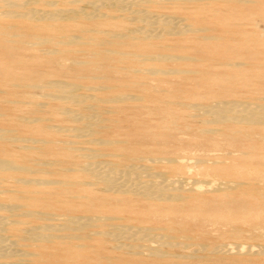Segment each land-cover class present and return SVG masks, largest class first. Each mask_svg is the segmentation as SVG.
Wrapping results in <instances>:
<instances>
[{"label":"bare ground","instance_id":"bare-ground-1","mask_svg":"<svg viewBox=\"0 0 264 264\" xmlns=\"http://www.w3.org/2000/svg\"><path fill=\"white\" fill-rule=\"evenodd\" d=\"M135 1L136 0H0V42H2L0 43V56L2 57L6 56L9 59L7 61V66L5 67V69H3L5 74L9 78L15 80L14 84L16 86L26 85L29 87L37 88L39 91H43L49 97L51 96V98H54V100L58 99L62 101V103L64 104H79V103L87 102L86 100H88V98L89 99L91 98L92 99V101L90 100L91 105H92L91 107H93V105L100 106L101 104L107 106L106 116L102 118H96L95 116L91 115L92 113L90 115L83 116L85 118L83 124L79 126H73L72 128H70L69 132L72 134V137H76V138L78 137V140L80 139L79 137H85L88 141H91L94 145H97L100 147L102 145L108 146L109 150H107V154L105 155L110 158V159H106L105 162L101 164V162L99 163L95 160L96 154L94 153L95 155L93 154L90 157V160H88L86 163L84 162L83 166L80 165L82 167L80 168L79 171L93 178L94 181H96L97 183H100L103 189V194L101 195L100 194L92 195V194L87 193L82 188H80L78 183L74 182L73 179L69 178L70 176L67 178L63 177L59 179L47 178L45 174H41V176H39L40 174L38 173H47V171L50 170L48 167H46L45 162H40V164L38 163L39 164L38 167L31 168V167H26L20 163H15L14 161H10L5 158H0V181L5 177L12 178L13 182H15V184L18 186L17 189L21 191L19 193L17 192V189L15 191H11L9 195L7 196V199L0 200V211H4V213H0V264H62L63 256L61 257L60 255L54 254L53 251L47 250L48 247L52 249L54 247H61V248L66 249V251L67 250L75 251L76 253L84 252V251L85 252L92 251V248L86 242V239L87 238L97 239L101 236H104V237L107 236L108 239L112 242L111 246L115 250L124 249L132 254H138V255L144 252L143 254L146 253L148 256H150L154 260L165 259V258H168L170 254L169 252L166 251L165 249L166 247L180 246L184 248L187 246H191L193 244H197V246L203 247V245H201L199 242H196L192 239L191 229L189 228H176L172 224H168L165 222L164 224H156L158 223V220L152 221L153 224H156L153 226L151 224L149 226H143V227L134 226L133 227L132 225H129L124 222H116V221L114 222L111 220V219H120V217L118 216L114 217V216L104 215L101 212H94V213L92 212L91 214V213H87L86 211H90V209L93 208L96 204L122 203L124 205V204L131 202L130 201L132 198L131 196L139 197L144 202L145 200L148 202L150 201L149 203L150 204L154 203V206H155L159 204L160 202L192 203L191 201H194V200L210 202L212 201L211 195L214 193H222L224 196L227 197L228 195V197H230L229 193L233 191L246 192V191H251L252 189H256L261 185H263L264 187V183H263L264 181L258 182L252 179H249L248 182H246L245 179L239 180L240 178L238 180H224V181L202 180V179L184 181L181 178H177L175 176L170 177L169 174L171 173V171L168 170V166L171 164H175L176 157H177V156L175 157L172 155L174 154L173 152L172 154H170L169 152L170 155L166 154L163 156H152L151 154V156L147 157L146 159L147 162H144V163H139L141 162L142 160L141 158L143 156L141 157L139 155L141 152L136 151V150H133L134 153L139 152V154L138 153L133 154V151H132V154L128 156L127 160L114 159V157L120 156L122 158L123 156H125L124 153L127 151L128 149L127 145L130 142L135 141V143H137L147 136V134L150 132L149 121L151 119V116H150L151 113L158 115L162 127L166 126L169 128H173V127L176 128L178 124H181L182 127L188 128L187 125L184 124L185 122L184 123L179 122L181 117L179 118L177 116V114L171 108V106H163V104L159 105L155 103L154 105L151 104L152 106L148 107L146 111L145 109H143V107H145V102L148 103L149 101H152V100L159 101V97H162L160 95L164 92H172V93H175L176 95H180L182 93L190 92L191 88L192 90H195V88H197L198 86L200 87L201 85V83L193 84L192 87L184 90V84L182 82L177 83V82H173L168 79H165L166 75H171V76H176V77L182 75V73H184L187 70H185L184 67H181V66H184L183 64L189 61H193V60H190L192 58L186 52V49H185L186 47L183 44L181 35L187 33L188 31H193V28L197 30L198 28H196L195 25H190V22L192 23L193 18H191V20L187 22L185 20V17H182L181 15H177V13L181 9H183L185 5L184 2L190 1V0H137L136 2ZM195 1H204V4L211 5L210 2L212 0H195ZM238 1H244L245 3L248 0H238ZM82 2L83 3L87 2L89 4V7H88L89 9L84 10L83 5H81ZM60 3H62V5H60ZM56 4H58V7H55V6L51 7ZM144 4H146V7L143 6ZM104 5L114 6L116 11L117 10L122 11L121 15L126 17L128 20L137 19V21L141 22L143 25L141 26L138 25V28L135 27V29L133 28V30L129 29L127 33L121 32V31L120 32H108V31L102 32L103 30L97 28V30L95 31V33H97L96 36H92L93 34L90 35L87 33H82L78 35V34H70L66 32L68 31L67 30L68 27H73L69 25L77 21L79 18L91 19L93 17L94 18L102 17L104 14H106V12H103L101 9ZM148 8L151 9L152 11H150ZM154 9H158V10H154ZM167 9H169L170 12L166 11ZM108 15L109 14H107V16ZM225 16L227 15H224V17ZM228 17L230 16H227L226 19ZM250 17H253V16H250ZM186 18H188V15H186ZM33 21H46L48 25L50 26V28L54 30H63V32L61 33L57 31L60 34L59 35L56 34L55 36L41 35L35 32L34 29L29 30L28 32H25L23 29L26 26H23V25L28 24ZM229 32H231L230 34L234 33L233 31H229ZM5 35H8L10 37V39L8 38L10 41H7L8 39L5 38ZM242 35L244 36V34ZM161 36H165L167 38L165 40H161L163 39L161 38ZM203 37L208 38L207 35H203ZM228 37L232 40H235V39L238 40L240 38V37L234 38L230 36ZM170 40H172V42H168ZM247 40H248L247 37L240 38L241 42L247 41ZM193 42H196V41H193ZM237 43H240V42H236V44ZM26 44H30L36 47L39 45L43 46L42 50L44 51L43 52L44 55H25V49H26L25 45ZM233 44L235 45L234 41H233ZM261 45H260V42L256 43V48L259 50ZM102 46H105V47H102ZM244 49H247V48H244ZM204 56H206L207 58H211V60H218L221 62L222 65L227 66V63L224 62L227 56H225V54L222 52L208 50V51H205V54L203 53L201 55V57H204ZM26 57L33 60V63L35 62V64L37 62L36 65L45 66L47 69L41 70L36 66L30 65V69L28 70V73L26 72L28 75V80H25L26 82H22L21 79L23 78V76L18 75L17 74L18 72L16 73L15 67L17 65H22L23 67H25L24 61L25 59H27ZM163 64H167L168 67L166 68L162 66ZM228 69L229 67L227 68V70ZM242 69H245V68H242ZM60 71L70 75L72 81L66 82V81H62L59 79L52 78L51 80H48V78H45V75H51L50 73H57ZM194 71L197 74H206V76L202 77V82L207 83V86H208L209 80L211 79L210 77L211 72L208 70L205 71V69H201V68L195 69ZM129 72L138 74L139 77L135 78L134 77L135 74H128ZM236 73H238V71ZM227 76L228 75H226V77ZM229 76L238 79L237 75H229ZM142 77H146L150 79L151 81H155V82L154 83L141 82ZM181 77L182 76H180L179 78ZM81 81H85V82L98 81L100 83L98 84V87H94V86L85 87L84 86L86 88L85 90H92L93 92H97L104 88H108L111 92L105 97H94L93 96L94 94H85L79 91L81 87L78 88L79 85L81 84ZM7 82L8 81H6V83ZM240 84L241 83H239V85ZM217 85H220V87L223 89L222 95L223 93H227L228 91L230 92V88L227 87L228 85H226L225 87L224 86L225 84L223 85L222 82L218 83ZM119 88H123L126 90L128 89L129 91H133L132 88H138L140 89L139 92L141 93L138 95L137 94H131V95L123 94L122 95L119 93H115L116 92L115 90ZM203 88L205 87H202L200 89H203ZM39 94H43V93L40 92ZM212 94H215V93H212ZM46 95L45 97H47ZM225 96L230 97L231 95L230 96L224 95V97ZM242 96H239V97H242ZM205 97H203L204 100H206ZM161 100L163 101V97ZM123 101L127 103L129 102L132 103L133 107H135L137 110L139 109L141 110V112H146V113L141 118H133V119L128 117V115L126 116L124 112L120 115L119 113L121 111L120 112L118 111L120 108L119 103ZM195 105L191 104L190 107L194 106L195 109L197 108V110L200 112V114L203 117L202 118L203 125L199 129L200 130L199 132L202 135H204L203 137H211L213 135H220L229 141H245L246 143H249V144H252L254 142L264 141V98H256L255 101H251V102L241 101L238 99H235V100H225L224 99V100L214 102V104L211 103L210 105H200V106H197V105L195 106ZM162 107H165V108H162ZM62 112H64L68 117H70L72 121L79 122L80 120L84 119L81 115L82 113L79 114L74 109H69L68 107L62 108ZM103 112L105 113V111ZM108 112L112 114L114 113V115L115 114H118V115H115V116L113 115L112 117L108 114ZM3 113L5 114V112ZM163 115H165L167 119H165V117L163 118ZM35 118L37 119L38 117H35ZM39 118H38V121L40 120ZM184 119H186V117ZM30 120L32 121V119H29V121ZM45 120H47V118ZM122 121H128L129 124H131L130 128L127 130V135H126L125 140L116 141V142H114L113 140L112 143H110L109 138L107 139V137L99 135L100 131L114 132L118 130L121 124L123 123ZM56 128L58 130V126H56ZM59 128H63V127H59ZM33 130L34 132L37 131L38 133H41V134H44L43 132H46L45 127L41 126L40 124L33 126ZM177 130L178 129H175V131ZM5 131L0 130V137H5L9 139V137H7L8 133H6ZM192 135H193V132H192ZM224 138L223 140H225ZM17 139L19 138L17 137ZM198 139H201V138H198ZM14 140H16V138ZM35 140L37 141V139ZM184 140H182L181 142H183ZM201 140H203V138ZM70 142L71 141H69V144ZM212 143L215 144V142H212ZM229 144L230 143H228V145ZM55 145L56 144H54V146ZM159 146H162V145H159ZM39 148H44V147L41 146ZM80 150L82 149L80 148ZM54 152L49 147V148H45V150L38 151L37 154L39 155L38 156L34 155V156L38 158L40 156L41 158L48 154L53 155ZM223 153H226V152H223ZM227 153H231V152H227ZM175 155H177V153ZM24 158H27V156ZM49 161L56 162V163L66 162L64 158H56V159L52 158ZM162 166H164L165 169H167V171L164 170L165 172H163L160 169ZM64 167H65V170H68V171L75 169L72 166V164H69V166H64ZM61 169H64V168H61ZM64 189H65L64 192H66V194H68V196L71 197V199L74 201L71 202L70 200L68 204L66 202L65 205L62 204L61 207H58L54 200H57L55 198H58L62 194ZM74 198H78V200H75ZM142 200L140 202H142ZM249 203L250 202L248 201L232 199L229 205L231 208L241 209V207L242 208L247 207ZM202 204L204 203L202 202ZM149 206H152V205H149ZM223 207H226V206L223 205ZM57 208H60V212L55 211ZM207 208L216 209V206L213 204H209ZM59 214H62V217L58 216ZM23 217L25 218V221L22 222L21 218ZM32 221L34 223H31ZM121 221H122V218H121ZM19 223L26 224V226L23 227L21 231H20L21 227L20 225H18ZM257 231L259 230L257 229ZM177 232L179 233V237H181V239L179 238V240H174L175 234H177ZM231 232L234 234L236 233L237 235L238 230H232ZM259 232H261L262 234V230H260ZM241 233H244V232L241 231ZM247 235H248V232H247ZM227 244L228 243H226L225 245ZM216 251H220L224 253H236L239 255H243V254L264 255V246H258L256 248H250L248 246V247L242 248L239 245H234L232 247L224 248L223 250L222 248H219V249H216ZM170 255L173 256V253ZM72 256H71V260H74ZM174 256H176V253L174 254ZM101 259L102 261L98 260L97 255H96L93 261L94 262L97 261L96 264L99 262H101L100 264H102V262H105V259L103 258ZM64 261H67V260H64ZM145 262L146 261H136L133 264H144ZM78 264H86V263L80 261Z\"/></svg>","mask_w":264,"mask_h":264},{"label":"rangeland","instance_id":"rangeland-1","mask_svg":"<svg viewBox=\"0 0 264 264\" xmlns=\"http://www.w3.org/2000/svg\"><path fill=\"white\" fill-rule=\"evenodd\" d=\"M210 3H211V5H209V4L206 5V4H204V1H195V0L185 1L184 2L185 5H184L183 9H181L177 13V15H181L182 17H185V20L187 22L190 21L191 18H193V20H192L193 24L190 22V25H195L196 28H198V30L193 28V31H188L187 33L181 35L182 40H183V44L186 47L185 48L186 52L191 56L192 59H190V60H193V61H189V62L183 64L184 66H181V67H184L185 70H187L184 73H182V75H180V76H182L181 78H179L180 76H178V77L171 76V75L165 76V79H168L170 81L177 82V83L182 82L184 84V90L189 89L190 87H192L193 84H200L201 83L200 87L198 86L197 88H195V90H192V88H191L190 92L182 93L180 95H176L175 93H172V92H164L160 95L163 97V101L161 100L162 97H159V101L152 100V101H149L148 103L145 102V107H143V109H145V111H146L148 107L154 105L155 103H157L159 105L163 104V106H171V108L175 111L177 116L179 118L181 117L179 122L180 123L185 122L184 124H186L188 128L182 127L181 124H178L176 126V128H174V127L169 128L166 126L162 127L158 115L151 113L150 116H151L152 120L150 119V121H149L150 132L147 134V136L137 143H135V141L130 142L127 145L128 149L126 147L127 151L124 153L125 156H123L122 158L120 156L114 157V159H116V160H119V159L127 160L128 156L130 154H132V151L136 150V151H139L141 153L140 154H139V152H135V153H138L141 157L143 156L141 158L142 159L141 162H139V163H144V162H147L146 159H147V157L151 156V154H152V156H163V155L169 154V152H170V154H172V152H173L174 154H172V155L175 157L177 156V157H176V163L168 166V170L171 171V173L169 174L170 177L175 176L177 178H181L184 181L201 180V179L202 180L224 181V180H238L240 178L239 180L245 179L246 182H248L249 179H252V180L258 181V182H261V181L263 182L264 181V141H262V142L259 141V142H254L252 144H249V143H246L245 141H229L220 135H213L211 137H203L204 135H202L199 132L200 131L199 129L203 125V122H202L203 117L200 114V112L197 110V108L195 109L194 106H193L194 108L190 107V105L191 104L192 105L196 104L197 106L210 105L211 103L214 104V102L224 100V99L225 100L238 99L241 101L251 102V101H255L256 98H264V94H263L264 92H262V91H264V79H263L264 78V73H263L264 72V62H263L264 61L263 60L264 59V26H263L264 25V12H263L264 0H248L245 3H244V1H238V0H214V1L212 0ZM146 4H144L143 6L146 7ZM259 4H261V5H259ZM60 5H62V3H60ZM81 5H83L84 10L89 9L88 8L89 4L87 2H84V3L82 2ZM256 5H257V7H256ZM54 6L58 7V4L53 5L51 7H54ZM104 6L101 9L103 12H106V14H104L105 16L103 15L102 17H99V18L93 17L91 19L79 18L77 21H75L69 25V26H73V27H68L67 28L68 31H66V32L70 33V34H78V35H80L82 33H87L90 35L93 34L92 36H96L97 33H95V31L97 30V28L103 30L102 32H106V31H108V32H120L121 31V32L127 33L129 31V29L133 30V28L135 29V27L138 28V25L139 26L143 25L141 22L137 21V19L128 20L126 17L121 15L122 11H118V10L116 11L114 6H110V5H108L109 7L107 5L105 7ZM133 7H134V5H133ZM149 10L152 11L151 9H149ZM154 10H158V9H154ZM166 11L170 12L169 9H167ZM226 12H227V14H226ZM239 13H240V15H239ZM107 14H109V15L107 16ZM223 14L230 16L231 19H230V17H228L226 19L227 16L224 17ZM186 15H188V18H186ZM260 15H262V16H260ZM241 16L244 18H242ZM250 16H253V17H250ZM236 19L238 20V22ZM202 20H203V22H202ZM216 21H218V22H216ZM207 22H208V24H207ZM23 26H26L23 29L25 32H28L29 30L34 29V31L37 32L38 34L46 35V36L47 35L55 36L56 34H58V35L60 34L58 32H61V33L63 32V30H54V29L50 28V26L48 25V23L46 21H33V22L28 23V24H24ZM113 29H114V31H113ZM199 29H201V30H199ZM53 30H54V32H53ZM87 30H89V31H87ZM229 31H233L234 33L230 34L231 32H229ZM242 34H244V36ZM203 35H207L208 38H204ZM228 36L234 37V38L247 37L248 40L241 42L240 38L238 40H236V39L232 40ZM5 38L10 39V37L8 35H5ZM161 38H163L161 40H165L167 37L161 36ZM9 39L7 41H10ZM193 41H196V42H193ZM209 41H211V42H209ZM233 41H234L235 45L233 44ZM168 42H172V40H170ZM191 42H193V43H191ZM236 42H240L241 44L240 43L236 44ZM259 42H260V45L261 44L262 45L260 46V49L258 50L256 48V43H259ZM0 43H2V42H0ZM244 44H245V46H244ZM214 45H215V47H214ZM25 46L27 49V50L25 49V55H44V53H43L44 51L42 50L43 46H41V45L36 47V46H32L30 44H26ZM231 46H233V47H231ZM102 47H105V46H102ZM239 48H240V50H239ZM244 48H247V49H244ZM208 50H213L216 52L224 53L225 56H227V58H225V60H224V62L227 63V66L222 65L221 62L218 60H211V58H207L206 56L201 57V55L203 53L205 54V51H208ZM254 55H256V56H254ZM228 56H229V58H228ZM248 56H249V58H248ZM26 58L27 59H25V61H24L25 67H23L22 65H17L15 67L16 73L18 72L17 74L22 75L24 78V79L23 78L21 79L22 82H26L25 80H28L27 73H28V70L30 69V65L36 66L41 70L47 69L45 66L36 65L37 62H36V64H35V62L33 63V60L29 59L28 57H26ZM229 59H231V60H229ZM235 59H237V60H235ZM248 59H250V60H248ZM8 60L9 59L6 56L5 57L0 56V91H1L0 92V130H4V131L6 130L5 132L8 133L7 137H9V139L5 138V137H0V158H5V159H8L10 161H14L15 163H20L26 167H31V168L32 167H38L40 162H45L46 167H48L50 170H48L47 173H38V174H40L39 176H41V174H45V176L47 178H55V179H59V178H63V177L67 178L70 176L69 178L73 179L74 182L78 183L80 188H82L87 193L92 194V195L103 194V189H102L100 183H97L96 181H94L93 178L85 175L83 172H81L79 170L84 165L83 163L84 162L86 163L88 160H90V157L94 153L96 154V155L94 154L96 156L95 160L99 163L101 162V164H103L106 159H110L108 156L105 155V154H107V150H109L108 146L102 145L100 147V146L94 145L91 141H88L85 137H79L80 139L78 140V137L77 138L72 137V134L69 132V130L73 126L82 125L84 120H85V118L83 116L90 115L91 113H92L91 115L95 116L96 118H102V117L106 116L107 115V112H106L107 106L101 104L100 106L93 105V107H91L92 106L91 102H90V100L92 101L91 98L90 99L88 98V100H86L87 102H83V103H79V104H64V103H62V101H60L58 99L54 100V98H51V96L49 97L43 91H39L37 88L29 87L26 85L16 86L14 84L15 80L9 78L5 74V72L3 71V69H5V67L7 66ZM236 61H237V63H236ZM28 62L31 64H29ZM231 62H233V63H231ZM162 66H164L166 68L168 67L167 64H163ZM191 66H192V68H191ZM213 66H215V67H213ZM224 66H226V67H224ZM228 67H229V69L227 70ZM200 68L205 69V71L208 70L211 72L210 77L212 80L211 79L209 80L208 86H207V83L202 82V77L206 76V74H197L194 71L195 69H200ZM242 68H245V69H242ZM240 70L243 72H241ZM1 71H2V73H1ZM49 71H51V70H49ZM237 71H238V73H236ZM50 74L51 75H45V78H48V80H51L52 78L53 79H59V80L66 81V82L72 81L70 75H68L64 72H61V71L57 72V73H50ZM128 74H135V73L129 72ZM226 75H228V76L226 77ZM229 75H237L238 79L233 78ZM215 76H216V78H215ZM134 77L138 78L139 75L135 74ZM230 79H232V80H230ZM234 79H236L237 81ZM5 80L8 82L6 83ZM141 80H142L141 82H145V83H154L155 82V81H151L150 79H148L146 77H142ZM9 81H11V82H9ZM225 81L226 82L228 81L227 84ZM220 82H222L223 85L225 84L224 85L225 87H226V85H228L227 87L230 88V92L228 91L227 93H223V95H222L223 89L220 87V85H217ZM239 83H241V84L239 85ZM98 84H100L98 81H89V82L81 81V84L79 85L78 88L81 87L79 89V91L83 92L85 94H94L93 95L94 97H105L106 95L110 94L111 91L108 88H104V89L99 90L97 92H93L92 90H85L86 89L85 87H88V86L98 87ZM202 87H205V88L200 89ZM119 89L115 90L116 91L115 93H119L122 95L123 94L124 95L137 94L138 95L141 93V92H139L140 89H138V88H132L133 91H129L128 89L126 90L123 88H119ZM40 92H42L43 94H39ZM212 93H215V94H212ZM44 94L47 97H45ZM98 94H100V95H98ZM42 95H44V96H42ZM216 95L217 96L220 95V96L217 97ZM224 95H229V96L231 95V96L230 97H228V96L224 97ZM196 96H197V98H196ZM239 96H242V97H239ZM258 96H260V97H258ZM203 97H205L206 100H204ZM37 102H38V104H37ZM181 103H183V104H181ZM39 106H41V107H39ZM174 106H175V108H174ZM64 107H68L69 109H74L79 114L82 113L81 115L84 119L82 118L83 120H80L79 122L72 121V119L70 117H68L64 112H62V108H64ZM119 107L120 108L118 111L119 112L121 111V112L120 113L118 112V113L120 115L124 112V114L126 116L128 115V117H130L132 119L133 118H141L146 113V112H141V110H139V109L137 110L135 107H133L132 103H130V102L129 103L124 102V101L120 102ZM121 108H123V109H121ZM162 108H165V107H162ZM122 110H124V111H122ZM103 111H105V113ZM3 112H5V114ZM183 113H184V115H183ZM108 114L112 117L114 115V113L112 114L109 112H108ZM115 115H118V114H115ZM132 115H134V116H132ZM193 115H195V116H193ZM29 117H31V118H29ZM35 117H38V118L40 117L39 118L40 120L38 121V118L36 119ZM164 117H165V115H163V118ZM185 117H186V119H184ZM46 118H47V120H45ZM192 118H193V120H192ZM10 119H12V120H10ZM29 119H32V121L33 120L34 121L33 122L31 120L29 121ZM165 119H167V118L165 117ZM5 121H7V122H5ZM122 122L123 123L121 124V126L119 127L118 130H116L114 132L100 131L99 135L105 136V137H107V139L109 138L110 143H112L113 140H114V142L125 140L126 135H127V130L130 128L131 124H129L128 121H122ZM23 123H25V124H23ZM191 123H193V124H191ZM8 124H10V125H8ZM38 124L45 127L46 132H43L44 134L38 133L37 131L34 132L33 126H36ZM24 125H26V126H24ZM31 125H33V126H31ZM155 125H156V127H155ZM191 125H193V126H191ZM51 126H53L55 128H53ZM56 126H58V130H57ZM59 127H63V128H59ZM54 129H56L57 131ZM162 129H164V130H162ZM172 129H174V130H172ZM175 129H178V130L175 131ZM160 131H161V133H160ZM194 131H195V133H194ZM192 132H193V135H192ZM26 133H28V134H26ZM56 134H57V136H56ZM45 135H47V136H45ZM177 135L178 136L180 135V136L178 137ZM163 136H165V137H163ZM218 136H220L222 138H220ZM10 137L13 140H11ZM17 137L19 139H17ZM28 137H29V139H28ZM190 137H192V138H190ZM15 138L18 141L14 140ZM57 138H58V140H57ZM146 138H148V139H146ZM179 138L180 139L182 138V139L180 140ZM184 138H185V140H184ZM187 138H189V139H187ZM198 138H201V139L203 138V140L198 139ZM223 138L225 140H223ZM22 139H23V141H22ZM26 139H28V140H26ZM35 139H37L38 142ZM68 140L71 141L70 144H69ZM178 140H180V141H178ZM182 140H184V141L181 142ZM209 140H210V142H209ZM43 141H45V142H43ZM212 142H215V144ZM218 143H220V144H218ZM228 143H230V144L232 143V144L231 145L229 144L230 145L229 146ZM39 144H41V145H39ZM54 144H56V145L54 146ZM159 145H162V146H159ZM41 146L44 148H39ZM129 146L130 147L132 146V147L130 148ZM49 147L53 150V152L56 151V152H54L55 154L54 153H53V155L48 154V155H45L44 157H41V158H40V156H39V158L36 157L39 155V154H37L38 151L45 150V148H49ZM73 147H74V149H73ZM79 147L82 150H80ZM70 148H72V149H70ZM172 150H174V151H172ZM202 150H204V151H202ZM128 151H130V152H128ZM74 152H75V154H74ZM223 152H226V153H223ZM227 152H231V153H227ZM135 153L133 151V154H135ZM176 153H177V155H175ZM190 153H192V154H190ZM100 154H101V156H100ZM179 154H181V155H179ZM1 155H2V157H1ZM34 155H36V156H34ZM26 156H27V158H24ZM52 158L53 159L64 158L66 160V162L65 163H56V162L49 161ZM179 159L180 160L182 159V160L180 161ZM183 159H185L187 162ZM193 159L194 160L196 159L195 160L196 162ZM209 160L212 162H210ZM197 161H198V163H197ZM199 161H201V162H199ZM207 161H209L210 163ZM69 164H72V166L76 170L75 169L71 170V171L65 170L64 166H69ZM80 165H82V166H80ZM61 168H64V169H61ZM160 169L163 172L167 171V169H165L164 166H162ZM67 174H68V176H67ZM49 175H50V177H49ZM72 175H74V176H72ZM75 175H77V176H75ZM89 183H91V184H89ZM10 184H12V185H10ZM17 188H18V186L15 184V182H13L12 178H8V177L3 178L0 181V190H1L0 191V200L7 199V196L9 195V193L11 191H15ZM258 188L252 189L251 191H246V192L233 191V192L229 193L230 197H228V195L226 197L222 193H214L211 195L212 201H210V202H204V201H200V200L191 201L192 203L160 202L159 204H157L155 206H154V203H152V202H151L152 204H150L149 203L150 201L148 202L145 200V202H144L139 197L131 196L132 198L130 200L131 202L129 201L130 203H127L124 205L122 203H119V204H107V203L96 204L93 208L90 209V211H86L87 213H91V214H92V212L93 213L94 212H101L104 215H109V216H114V217L118 216V217H120V219H111V220L114 222L115 221L116 222H124V223H127L129 225H132L133 227L134 226L135 227H137V226L143 227V226H149L151 224L153 226L156 224H164V222H165L168 224H172L176 228H189V229H191L192 239L196 242H199L201 245H203V247H199V246H197V244H193L191 246H187L184 248L180 247V246L166 247L165 248L166 251L169 252L170 254L173 253V256H171L169 254L168 258H165V259L154 260L153 258L148 256L146 253L143 254L144 252L140 253L138 255V254H132V253H130L124 249H120V250L116 249L115 250L111 246L112 242L108 239L107 236H105V237L101 236L97 239L87 238L86 242L89 244V246H91L92 251H87V252L84 251V252L76 253L75 251H68V250L66 251V249L61 248V247H54L55 249L48 247L47 250L53 251L54 254L60 255L61 257L63 256L62 264H78L80 261H82L86 264H96L97 261L96 262L93 261L95 259L96 255H97V259L100 261H102L101 258L105 259V262H102V264H133L136 261H146L144 264H264V255H255V254L239 255L236 253H224V252L216 251V249L222 248V250H223L224 248L232 247L234 245H239L242 248L243 247L245 248L248 246L250 248H256L258 246H264V236H263L264 235L263 234L264 233V231H263L264 230V191H263L264 187H263V185H261ZM260 189H261V191H260ZM64 191H65V189L63 190L62 194L58 198H55L57 200H54L58 207H61L62 204L65 205L66 202L68 204V202L70 200H71V202L74 201ZM17 192L19 193L21 191H19V189H17ZM231 196H232V198H231ZM63 197H64V199H63ZM74 199L78 200V198H74ZM232 199L233 200L239 199L241 201H248L250 203L245 208L241 207V209L240 208L234 209V208H231L229 205V203H230V201H232ZM141 200H142V202H140ZM195 201H196V203H195ZM202 202L204 204H202ZM215 202H217V203H215ZM223 202H224V204H223ZM209 204L215 205L216 209H208L207 207ZM149 205H152V206H149ZM223 205L228 207V208L223 207ZM55 211L60 212V208H57ZM0 213H4V211H0ZM58 216L62 217V214H59ZM121 218H122V221H121ZM124 218H126V219H124ZM21 220L23 222V221H25V218L23 217V218H21ZM155 220H158V223L153 224L152 221H155ZM161 222H163V223H161ZM31 223H34V222L32 221ZM18 225H20V227H21L20 231L23 227L26 226V224H24V223H22V224L19 223ZM257 229L259 231L262 230V234H261V232L257 231ZM232 230H238L237 235H236V233L235 234L232 233L231 232ZM241 231H243L244 233H241ZM246 231L248 232L249 236L247 235ZM179 238L181 239V237H179V233L177 232V234H175L174 240H179ZM226 243H228V244L225 245ZM211 247H213V248H211ZM167 249H169V250H167ZM212 250H213V252H212ZM175 253H176V256H174ZM177 254H178V256H177ZM71 256L74 258V260H71ZM75 257L77 258V260ZM249 258H251V259H249ZM64 260H67V261H64ZM100 263L101 262H99L97 264H100Z\"/></svg>","mask_w":264,"mask_h":264}]
</instances>
